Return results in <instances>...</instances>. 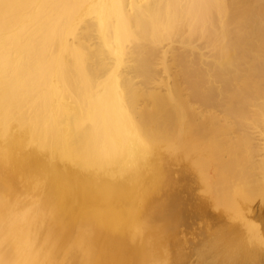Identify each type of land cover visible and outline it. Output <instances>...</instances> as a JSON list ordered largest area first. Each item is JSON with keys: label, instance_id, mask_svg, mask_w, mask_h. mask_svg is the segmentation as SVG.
Returning a JSON list of instances; mask_svg holds the SVG:
<instances>
[{"label": "bare ground", "instance_id": "obj_1", "mask_svg": "<svg viewBox=\"0 0 264 264\" xmlns=\"http://www.w3.org/2000/svg\"><path fill=\"white\" fill-rule=\"evenodd\" d=\"M222 232L264 264V0H0L14 261L221 264Z\"/></svg>", "mask_w": 264, "mask_h": 264}, {"label": "rangeland", "instance_id": "obj_2", "mask_svg": "<svg viewBox=\"0 0 264 264\" xmlns=\"http://www.w3.org/2000/svg\"><path fill=\"white\" fill-rule=\"evenodd\" d=\"M189 219V220H188ZM187 221H188V223L186 224V225H181L182 226V228L183 229H181V227H180V231L182 232H184V235H186V234H188L187 235V237L185 236V238H186V240H185V238H184V243H183V246L185 245V242L187 241V245H185L184 246V249L185 250H189V248H190V244H191V242L192 241H195V239L196 238H198L199 236H200V234H199V232H197L199 229H198V227H199V221H198V219L194 216V215H189L188 217H187ZM192 221H194V223L192 222ZM198 221V222H197ZM194 225V226H193ZM188 226V227H187ZM192 226H193V228H195L193 231H191L192 230ZM190 231V232H189ZM181 232H179L180 233V236L181 235H183V233L181 234ZM192 234V235H191ZM194 234V235H193ZM195 234H197V235H195ZM191 235V236H190ZM220 235H221V233L219 234V235H216L215 236V238L217 239L218 237H220ZM223 235H224V238H223ZM196 238H195V237ZM218 236V237H217ZM222 237H220L221 238V240L219 241V243L220 244H218V243H216V240H214V245H213V251L215 250V252H214V254L216 255V261L218 260L219 262L218 263H220V261L222 262L221 264H244V263H241V261H240V258H239V250H237L236 251V249H235V251H234V248H232V246H230L229 245V247H228V245H225V246H223V242H222V239H224V242L226 243V244H231V245H233L234 244V242H235V244L237 243V241H234L235 239H234V237H233V235L231 236V235H229L228 233H226V232H222V235H221ZM182 237H180V238H182ZM191 237V238H190ZM227 237H229V238H227ZM182 238V239H183ZM220 238H218V240L220 239ZM194 239V240H193ZM231 241H230V240ZM234 239V240H233ZM190 241V242H189ZM2 245H0L1 247L0 248H2V249H0V259H4V260H6V264L8 263V264H15V262L16 261H14L15 260V255H14V252L12 251V249L10 248V247H8V246H6L4 243H1ZM239 247V245L237 244L236 245V247L235 248H238ZM225 247H228V249L227 248H225ZM9 249V251H8V249ZM218 248V249H217ZM225 248V249H224ZM231 249V250H230ZM239 249V248H238ZM1 250H2V252H4V254H6V253H8V254H6V255H4L3 253H2V256L4 255V257H2L1 256ZM8 251V252H7ZM221 252V253H219V252ZM9 253H10V257H8V255H9ZM217 253L219 254V255H217ZM238 254V255H237ZM14 255V256H13ZM7 257V258H6ZM218 257H220V258H218ZM220 259V260H219ZM9 260H11V262L9 261ZM223 260V261H222ZM10 263H9V262ZM16 264H18L17 262H16ZM250 264H252V263H250Z\"/></svg>", "mask_w": 264, "mask_h": 264}]
</instances>
